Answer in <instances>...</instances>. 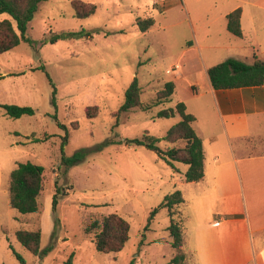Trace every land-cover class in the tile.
<instances>
[{"label":"rangeland","instance_id":"obj_1","mask_svg":"<svg viewBox=\"0 0 264 264\" xmlns=\"http://www.w3.org/2000/svg\"><path fill=\"white\" fill-rule=\"evenodd\" d=\"M73 1L41 2L26 32L32 42L22 40L0 54V73L4 74L0 103L35 109L34 115L5 119L0 107V150L10 148L13 140L5 130L19 128L31 135L33 152L13 156L19 162L32 161L45 167V188L37 213L22 215L12 208L4 192L10 178L2 179L0 224L8 227L5 232L0 228V264H68L72 253L73 264H173L176 251L168 229L169 214L163 208L152 219L150 215L165 195L177 189L186 191V201L176 208L175 216L189 234L203 224L214 234L209 236L202 229L196 233L199 246L195 256L204 264L218 260L225 255V248L221 254L213 252L214 236L218 230H226L218 225L227 224L230 211H244L241 194L225 199L218 188L183 186L186 164L175 162L172 167L154 151L132 146L128 140L141 137L145 131L162 136L180 120L178 114L157 117L160 109L178 101L193 107V85L202 87L206 75L202 53L195 48L184 55L185 42L196 39L195 21H212L216 7L224 8L226 0H81L97 6L94 14L85 17L77 15ZM148 17L155 22L143 32L137 20ZM4 19L17 28L9 13H0V22ZM210 50L203 48V53ZM227 53L214 55V61ZM205 55V62L210 63ZM135 76L143 88V101L156 98L169 81L175 83V92L149 111L132 108L117 116ZM94 105L99 112L89 117L87 107ZM60 124L69 130L65 155L85 153L84 159L70 167L62 163L66 130ZM159 145L168 146L165 141ZM57 188L61 193L54 214ZM114 212L129 221L130 238L120 251H99L93 241L97 229L88 233L86 227ZM15 214L22 217L12 228ZM18 227L42 230L41 253L33 254L19 243L15 236ZM244 240L251 244L246 232ZM217 247L221 251L220 245ZM182 264H189L187 252Z\"/></svg>","mask_w":264,"mask_h":264},{"label":"crops","instance_id":"obj_2","mask_svg":"<svg viewBox=\"0 0 264 264\" xmlns=\"http://www.w3.org/2000/svg\"><path fill=\"white\" fill-rule=\"evenodd\" d=\"M223 6L222 9L216 7L212 21L205 24L195 21L193 28L196 39L189 38L185 42L188 46L184 55L195 48L202 53V69L206 75L202 87L193 85V107L186 104L187 111L196 116L194 128L202 139L204 176L199 181L191 182H187L184 176L181 183L183 186L188 183L196 187L218 188L225 199L240 193L244 202V211H230L225 220L227 224L222 222L218 225V228L226 227V230L217 231L211 248L215 254H221L224 247L225 255L209 264H264V83L215 89L207 73L210 66L231 57L247 63H253L256 58L264 60V0H226ZM237 8L242 10V36L234 35L227 28V14ZM203 48L211 50L203 53ZM225 51L228 53L221 57L223 59L214 61V55ZM205 54H208L210 63L205 62ZM3 75L0 73V78ZM2 115L11 118L5 112ZM5 133L13 140L10 148L1 147L0 150V185L5 176L10 178L19 163L13 153L26 155L33 152L30 147L33 144L31 135L22 133L19 128L7 129ZM18 146L23 147L19 150ZM9 186L10 181L4 192L9 195L10 201ZM181 191L185 202L186 191ZM20 217L14 215L12 228L17 227ZM205 226L208 225L195 228L191 235L185 227L184 246L189 264H204L195 256L199 246L195 235L202 229L213 236ZM7 227L0 224L2 231ZM245 232L250 236V245L245 244ZM227 237L231 238L230 241H225Z\"/></svg>","mask_w":264,"mask_h":264},{"label":"trees","instance_id":"obj_3","mask_svg":"<svg viewBox=\"0 0 264 264\" xmlns=\"http://www.w3.org/2000/svg\"><path fill=\"white\" fill-rule=\"evenodd\" d=\"M46 0H0V13L7 12L16 21L17 28L14 27L10 19H4L0 22V54L19 45L22 40L32 42L26 35L30 21L33 19L41 2ZM73 5L79 17L90 16L96 12V4L86 3L81 0H74ZM241 8H237L227 14V28L236 36H242L241 28ZM152 17L139 18L137 23L140 29L145 32L153 24ZM53 38L52 41H55ZM40 68L45 70L44 65ZM211 85L215 89L235 88L246 86H259L264 83V60L256 58L253 63H247L237 58H227L207 70ZM51 83L52 79L47 73ZM175 83L169 81L160 89L156 98L151 101H143V88L138 76H135L125 92V99L115 115L119 116L132 108H140L149 111L154 107L167 102L175 92ZM56 94V88L54 95ZM55 102V98H53ZM6 115L19 118L23 115H34L35 109L32 106H22L17 104H0ZM99 108L97 105L87 107L89 117L97 116ZM180 116V120L172 125L164 135L156 136L145 131L141 137L128 140L132 146H145L154 151L157 156L164 160L168 165L174 167L175 162H182L188 166L185 171V180L187 182L199 181L204 176V152L201 137L194 128L196 116L187 111V105L183 101L177 102L174 106L162 108L157 111L156 116L162 118ZM66 130L62 139L61 149L63 152L62 163L70 167L84 159V151H78L72 156H66L64 148L69 140V130L64 124H60ZM165 141L168 146L159 145ZM44 170L41 164L25 161L19 162L17 167L10 174V201L12 208L19 213L26 215L37 213L40 210L39 197L44 191ZM61 191L57 188V193L53 196V211L57 210L59 194ZM184 201L183 193L180 189L165 195L158 207L151 212L150 219L160 209H166L169 217V232L172 238V247L176 254L171 259L173 264H182L186 261L185 244V225L182 220L176 218V208ZM178 213V212H177ZM55 221L58 217L54 215ZM130 223L122 215L111 213L104 216L99 221L95 220L86 227V232L94 233L93 241L96 248L102 252H117L122 250L130 238ZM19 243L33 254L41 253L42 230L36 229H17L15 232ZM74 253L71 254L68 264H73ZM133 264V263H132Z\"/></svg>","mask_w":264,"mask_h":264}]
</instances>
